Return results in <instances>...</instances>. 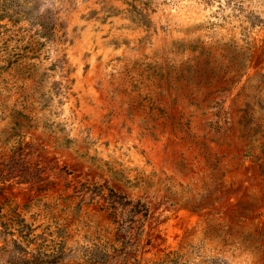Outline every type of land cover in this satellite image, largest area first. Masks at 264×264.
I'll return each mask as SVG.
<instances>
[{
	"label": "rangeland",
	"instance_id": "obj_1",
	"mask_svg": "<svg viewBox=\"0 0 264 264\" xmlns=\"http://www.w3.org/2000/svg\"><path fill=\"white\" fill-rule=\"evenodd\" d=\"M17 142L0 264H264V0H0Z\"/></svg>",
	"mask_w": 264,
	"mask_h": 264
},
{
	"label": "trees",
	"instance_id": "obj_2",
	"mask_svg": "<svg viewBox=\"0 0 264 264\" xmlns=\"http://www.w3.org/2000/svg\"><path fill=\"white\" fill-rule=\"evenodd\" d=\"M133 18L136 20V23L141 25H146L149 22L147 16L143 14H140L138 15V17H133ZM37 26L40 28V30L38 31L39 36L46 40H51L55 33L56 19L51 15L38 16ZM21 145L22 143L17 142V144L13 147L12 156L7 161H5V164L3 165L4 169L0 168V179H3L4 181H9L8 179L19 178L18 184L28 183V181L34 180L31 176V171L29 170V167L23 166L22 159L24 156L23 153L24 151ZM16 170L17 173H15ZM39 178L40 177L38 175L36 179ZM112 196H114V199L118 200V201L113 200L109 203L108 205L109 209L113 210L116 205H121L119 201L123 200L122 199L123 197L116 195L114 193H112ZM137 204L139 205V203ZM101 256L105 257V254L102 253ZM93 258L96 259L95 255L93 256Z\"/></svg>",
	"mask_w": 264,
	"mask_h": 264
}]
</instances>
